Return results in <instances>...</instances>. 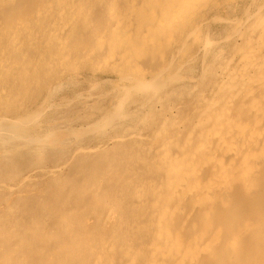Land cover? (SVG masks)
<instances>
[{"label":"rangeland","instance_id":"obj_1","mask_svg":"<svg viewBox=\"0 0 264 264\" xmlns=\"http://www.w3.org/2000/svg\"><path fill=\"white\" fill-rule=\"evenodd\" d=\"M198 1H200L199 3L203 2V0ZM167 2L173 4L174 0H150L148 5L139 4L141 0H118L117 6L120 11L124 14L129 12L132 17L130 18L131 26L122 32L114 31L107 35L108 26L111 23L110 11L113 8L110 0H104V2L103 0H0V123L20 114L22 118L31 122L38 118L40 125L36 129L30 130L31 134L37 136L36 139H38V144L35 143L34 148L31 146L29 150L26 148V151L22 148L14 149L11 145L0 146V264H125L134 252H139V257L133 264H175L179 252L186 243L190 241L194 245L195 239L199 240L198 237L209 236L216 232V237L200 255L202 264L204 261L205 264H217V262L222 264L223 262L224 264H256V261L262 256L259 261L264 264V156L259 163L260 169L256 179L239 177L234 180L230 188L225 185L216 188L210 193L206 202L201 201L192 210H190V206L193 205L194 199H188L187 203H183L185 209L170 213L166 208L170 206L171 202L173 203L175 197L170 194L169 188L165 184L163 185L162 179L167 164V161L164 160H166L168 152L159 150L153 152L157 145L154 144L155 146L152 147L150 140H147V137L149 135L152 137L154 131L157 130V123L160 119L155 118L160 117V110L154 109L155 111L149 112L143 109L137 110L136 107L131 106L135 112L133 109L128 110L127 108L128 117L131 118L129 122L131 125L134 124L131 126L130 133L137 135L136 141L131 139L130 143L119 142L117 137L122 134V131L117 129L115 134V131H111L116 140L106 142L98 150L94 149V145L99 140L97 138L98 132H100L99 128L102 129L103 125L100 124L99 119L106 108H111L108 99L116 91L113 88L116 86L118 75H129L132 78L136 76V72L128 64L124 65L117 74L109 72L107 67L101 65L108 52L109 48L107 47L112 42L116 51L130 50L140 57L137 66L144 67L140 68L141 70L149 72V74L156 71L162 63L158 57L162 52L170 50L165 37L177 33L186 21L181 17L173 24L163 28L164 32L161 35L158 23L160 20H165L164 18L170 14L169 11H164L162 8ZM238 3L235 6L227 7L228 10L216 8L214 14L217 16L218 14L226 16L241 14L243 12L241 9L246 4H243L245 3L243 0ZM51 5L52 7H50ZM74 6L78 7L74 8ZM36 8L37 10H35ZM45 8L47 9L45 10ZM59 8H64L63 22H66L67 25L55 32L58 33L60 41H49V44L43 47V57L46 56L44 63H37L36 58L39 54H37L36 46H39L40 42L46 41L47 34L50 32V22L53 23L58 18L56 16H58ZM52 9L53 12L50 11ZM225 11H227L226 14ZM143 13L145 14L143 15ZM211 15L214 16L213 12L208 11L197 15L196 18ZM151 16L153 17L151 18ZM139 25L147 27L153 33L156 32L154 47H147L134 34H131L132 28ZM206 27L213 37H216L215 39H219V36L221 37L226 30L221 28L224 26L219 28L216 23H211ZM17 30L20 32V38H25V43L21 42L17 45L12 41ZM29 31L32 32L29 33ZM98 33L100 34L98 35ZM99 37H103L107 43L97 45ZM26 39L33 41L26 43ZM224 46L227 49H224ZM228 47L225 44L214 46L212 52L217 54L215 63L228 56L230 50ZM153 52L155 53L153 54ZM219 56L222 58L220 59ZM90 57L92 61H89ZM28 60L30 61L28 62ZM75 60L77 61L74 62ZM47 63L52 65L49 66ZM198 65L199 62H195L188 73L199 74L200 65ZM105 68L107 71H104ZM93 69L95 71L100 69L102 73H108L102 75L99 71L97 78ZM194 69L196 70L194 71ZM92 70L93 72H90ZM82 73L84 76L81 75ZM78 74L80 75L78 76ZM110 80H113L114 83ZM179 86L182 90L188 87L185 83L177 85L180 89ZM50 90H52L51 105L46 108L41 106L40 118L38 117L39 112L35 114L38 110L37 106ZM106 94L109 96L107 97ZM134 96L137 99V94H133ZM189 103L191 105L192 102L188 99L184 101L185 108L177 112V120L186 116L185 110L190 107ZM143 117L146 122L151 121L150 125H141ZM41 121L42 123H40ZM48 124H52L54 129L51 127V130L46 132ZM151 126H154V129ZM262 126H264L263 123H260L259 127H261L264 138V127L262 128ZM145 127L149 130H146ZM188 127L189 125L184 123L178 128L179 130H171L170 133L176 136L172 138L171 135H168L167 139L176 143L183 141ZM61 130L63 131L61 132ZM63 132L66 134L62 135ZM56 133H60L62 137L57 136ZM70 134L71 136H67ZM92 134L97 135L92 137ZM64 135L65 138H63ZM150 136L148 138H151ZM57 137H61L62 140ZM138 142L141 145L147 144L141 146ZM59 143L66 146L63 147ZM87 145H89L88 148ZM91 146L93 147L91 148ZM133 146L134 148H130ZM148 146H151L152 152L142 151L144 147L148 148ZM76 147L86 151L76 153ZM102 150L105 153L104 156ZM10 151L13 153H9ZM201 156L202 153H198V157ZM57 165L62 169L55 172L53 167ZM209 170L210 165H207L203 176H206ZM142 185L147 187L144 189L145 196L140 198L136 190L140 189ZM112 199L117 203L112 217L108 218L105 209L110 203H113ZM207 203L213 205V213L209 216L206 215L203 208ZM219 207L224 208L223 211ZM217 221L218 224H215ZM242 223L243 225H245L244 223L248 224L250 230L247 231L246 239L243 242L245 247L242 245L241 250L245 249L247 245L259 244V249H261V252L258 253L259 256L257 253L255 255L241 254L238 247L231 246V236ZM213 224L216 226H212ZM220 234L224 235L226 239L222 238L223 236ZM167 239L170 241V247L167 246ZM105 241L113 243L115 253L113 259L104 258L94 262L95 256L92 250L99 249ZM150 244L156 247V251L152 254V260L149 262L146 250ZM229 250L231 251L228 252ZM237 252L241 255L237 256ZM62 256L64 259H61ZM178 264L193 263L185 258Z\"/></svg>","mask_w":264,"mask_h":264},{"label":"bare ground","instance_id":"obj_2","mask_svg":"<svg viewBox=\"0 0 264 264\" xmlns=\"http://www.w3.org/2000/svg\"><path fill=\"white\" fill-rule=\"evenodd\" d=\"M70 1H74V0H70ZM238 1H240V0H203V2L201 1L202 3H199L200 1H198V0H174L173 4H171L169 2L165 3L162 8L164 11H169L170 14L168 15L167 18H164L165 20L159 21L158 24H159L160 34L164 32L163 28H165L166 26H168L170 24H173L174 22H176V20L180 19L181 17L185 18L186 21L181 28L177 27V28H179L177 33L165 37L166 38L165 41L168 44L170 50L168 52H162L161 55L158 57L162 63L158 67V69L156 71H154L153 73H150V74H149V72L146 73L140 69V68H144V67H138L137 66L139 64L138 58H140L139 56L138 57L136 56L137 54H135L134 52H132L130 50H126V51L118 50V51H116L114 43H112V42L109 43V46L107 45L108 46L107 48H109L108 52H107L106 56L104 55L105 58L103 59L104 61L102 60L103 63L101 62V65L103 64L105 67H107L109 72L116 73V74L119 73L118 71L124 65L128 64L133 68V71L136 72V74H135L136 76L132 78L129 75H121V74L118 75L117 82L115 83L116 86H115V88H113L116 91L115 92L113 91L114 95L110 96L109 97L110 99H108V101L110 100L111 108H106L103 111V115L101 114L102 116L99 119L101 121L100 124H103V125L101 127L102 129L99 128L100 132H98L99 134L97 137L99 140L96 139L97 142L94 145V149L98 150L101 148L100 146H103L104 144H106V142H109L110 140H113V139L116 140V138H114L113 135L111 134L112 130L115 131L114 134L116 133L117 129L122 131V134L119 137H117V140L119 142H121V141L125 142L126 141V143H127V142H129V140L131 142V139H133V140L135 138L137 139V135H131V133H130L131 126L134 124L132 123V125H131L129 122L131 118L128 117L129 114L127 112V108H128V110L130 108L134 110V108L136 107L135 109H137V110L143 109V110H147L149 112L154 110V109L160 110L161 111L160 117L155 118V119H160V121L159 120H158L159 122L157 121L158 125L156 123H154V125L155 124L157 125V130L154 131V133L152 134V137L149 135L151 138H148L149 136L147 137V140H150V142L152 143V147L154 144H156L157 146L154 145L156 147L153 149L154 151L150 150L151 146H148V148H146L147 146L144 147L142 149V151H145V152L148 151V153H150L152 151L155 152L156 150L168 152V156L166 157V160H164L165 162L167 161L166 162L167 164L165 165V172L163 173L162 179H163V185L165 184L169 188L170 194L175 197L173 203L171 202L170 206L167 203L168 204L167 207L168 206L169 207L166 209L170 213L174 212V211H179V210L185 209L183 203L186 202L188 199H194L193 205L191 204L192 206H190V210H192L194 207L197 206L198 203H201V201L206 202V200L210 196V193L212 191H214L216 188L221 187L222 185H225V186L230 188L232 186L234 180L239 178V177H246L248 179H252V177H253L254 179H256V176L259 173V169H260L259 163L261 162V160L263 159V156H264V138L262 136L261 127H259L260 123H263V125H264V122H262V120H264V0H243V1H245V3H243V4H246V5H245V7H243L244 9L243 8L241 9V10H243V12L241 14H232L229 16H226L224 14L223 15L218 14V16H217L216 14H214V12L216 11L215 10L216 8L218 10L219 9L222 10L223 8H226V10H228L227 7L235 6L238 3ZM81 2H83V1H81ZM103 2H104V0H103ZM117 2H118V0H110V3L113 4L112 5L113 8L110 11L111 23L108 26L107 35H109L110 33L114 32V31L122 32L123 30H125V29L129 28V26H131L130 18H132V17H130V13L125 12V14H124V12H121L120 8L117 6ZM45 3H47V2H45ZM63 4H65V3H63ZM139 4H147L148 5V4H150V0H141V3H139ZM50 7H52V5ZM77 7L74 6V8H77ZM88 7H90V6H88ZM37 8L35 10H37ZM46 9L47 8H45V10ZM63 9L59 8L58 14H57L58 16H56L58 18L56 19L55 22H53V23L50 22L51 23V27H49L50 32L47 34L48 36H47L46 41L40 42L41 44L39 46H36L37 52H38L37 54H39V55H37L38 57L36 58L37 63L43 62L44 57L46 58V56L43 57L44 52L42 53V51L44 49L43 47H45L49 44L48 43L49 41H53V40L60 41L58 39V33L56 34L55 32H57V30H59V29H63V27L67 25L66 22H63V14H64ZM148 9L150 10V8H148ZM154 9H155V7H154ZM68 10H69V8H68ZM76 10H78V9H76ZM230 10H231V8H230ZM236 10H238V9H236ZM50 11L53 12V9ZM208 11H210V13L213 12L214 16L211 15V16H207L204 18H199V19L196 18L197 15L199 16L202 13H206ZM37 12H39V11H37ZM72 12L74 13V10ZM158 12H160V11H158ZM226 12L227 11H225L224 13L226 14ZM221 13H222V11H221ZM144 14L145 13H143V15ZM72 15H75V14H72ZM75 16H77V15H75ZM80 16H82V15H80ZM64 17H66V16H64ZM152 17L153 16H151V18ZM70 18H71V16H70ZM80 18H78V19L80 20ZM66 20H68V19H66ZM64 23H66V24H64ZM73 23H75V22L73 21ZM211 23L218 24L219 28L221 26H224L221 28L226 29L225 32L223 31L224 34L222 32L223 35L221 37L219 36V39H215L216 37L214 38L213 34L208 29H206L207 28L206 26L210 25ZM31 24H32V22L30 23V27H31ZM75 24H77V23H75ZM48 26H50V25H48ZM214 27L216 28L215 25H214ZM43 29H44V27H43ZM132 29H131L132 30L131 34H134V36L136 38H138L142 43H144L147 47H154L155 46V42H156V38H155L156 32L155 31L153 33L150 29H148L147 27H143L142 25H139V26L132 28ZM26 30H28V29H26ZM213 30L214 29L212 28V31ZM31 32L29 31V33H31ZM175 32H176V30H175ZM99 34L100 33H98V35ZM31 37H33V36H31ZM28 39H26V43H30L33 41L32 39H30V40H28ZM12 41L17 43V45H18V43H21V42L25 43V38H23V37L20 38V32L18 31L17 34H15L13 36ZM61 41H64V40H61ZM58 43H60V42H58ZM105 43H107V42H105V39L103 37H99L97 39V45L98 44H105ZM219 44L220 45L225 44V45L229 46L230 50H229V54L226 58L224 57L222 60H220V61L218 60V62L215 63V59L217 57V54L213 53L212 51H213L214 46L217 45V47H218ZM225 47L226 46H224L223 48L227 49ZM229 47H228V49H229ZM166 50H168V49H166ZM1 52H2V50H1ZM34 52H35V50H34ZM91 52L92 51H90V53ZM154 53L155 52H153V54ZM84 54H87V53H84ZM218 54H219V52H218ZM84 56H83V59L86 57V56L85 57ZM32 58H33V56H32ZM219 58L221 59L222 57L219 56ZM86 59H85V61H86ZM89 59H90L89 61H92L91 57ZM31 60H33V59H31ZM29 61L30 60H28V62ZM76 61L77 60H75L74 62H76ZM78 61H80V60H78ZM197 61L199 62V65H200V70H199L200 72L198 71L199 74L188 73V70H190L191 67L193 66V64ZM83 62H84V60H83ZM49 63H51V62H49ZM69 64H68V66H69ZM74 64H77V63H74ZM36 65H38V64H36ZM50 65H52V64H50ZM81 66H83V65H81ZM97 67H98V65H97ZM49 68L48 69L46 68V69L49 70ZM101 69H103V68H101ZM93 70L90 72H93ZM105 70H106V68L104 69V71ZM195 70L196 69H194V71ZM99 71H100V69L95 71L94 75H96V77H97ZM103 74H105V73H102V75ZM79 75L80 74H78V76ZM81 75H83V73ZM98 77H99V75H98ZM111 81L114 83L113 80H110V82ZM180 83H185V84H187L188 87H186V89L182 90L181 87L179 86L180 87V89H179L177 87V85H179ZM94 87H95V84H94ZM202 87H204V88H202ZM101 93H103V92L101 91ZM133 94H137V99H135L136 96L133 97ZM100 96H102V95H100ZM106 96L108 97L109 95L106 94ZM51 97H52V90H50L45 96H43L42 102H39V106H37L38 110L35 112V114H37L39 112L38 117H40V115L42 113V112L40 113V111H39V110H41V106H44L46 108L47 106L51 105L50 104L51 100H52ZM98 97H99V95H98ZM186 99L190 100V102H192V103H191V105L189 103V105H190L189 108L186 107L187 109L186 110L184 109L186 111V116H184L181 120H177V118H178L176 116L177 112L180 109L185 108L184 105L186 103L184 104V101ZM131 106H133L134 108H132ZM186 106H188V105H186ZM22 110H20L21 113H22ZM28 111H30V110H28ZM17 115L14 116L13 119H9L7 121H1V123H0V146L6 147V146L11 145L14 147V149L15 148H22L23 150H26V148H27V150H29L30 147L31 146L33 147L35 145V143H37V141H38V139H36L37 136H34V134L32 135L30 130L36 129V127H38L39 119L37 118L36 120L31 122L28 119L22 118V116H20V114H17ZM47 115L48 114H46V116ZM144 116H146V115H144ZM158 116H156V117H158ZM148 117L150 118V116H148ZM154 117H155V115H154ZM143 118L141 119V125H143V126H145L147 124L150 125L151 121H149V123H148V122H146L145 117H143ZM43 119L45 120V118H43ZM48 120H49V118L47 119V121ZM42 121L40 123H42ZM184 123H187L189 125V127H188L189 129H188V131L186 130L187 134L185 135L183 141L177 142V143L174 141H169V139H167V137H169L168 135H171L172 138H174L176 136V135L174 136L173 134H171L170 131L173 129L179 130L178 128H180ZM58 124H59V122H58ZM51 125L52 124L47 125L46 132H49L51 130V127H52ZM98 125H99V122H98ZM139 127H141V126H139ZM152 127L154 129V126H151V128ZM263 127L264 126H262V128ZM145 128H146V130L147 129L149 130V128H147V127H145ZM43 130H45V129H43ZM55 130H57V129H55ZM58 130H59V128H58ZM63 130H61V132ZM65 130H66V128H65ZM37 131H38V129H37ZM39 131H40V129H39ZM126 132H128V133H126ZM140 132H141V128H140ZM93 133H95V132H93ZM41 134H42V132H41ZM56 134H58L57 136H61V134L62 135L66 134V132H63L61 134L60 133H56ZM73 134H75V133H73ZM105 134H106V136H105ZM95 135H97V134H94V135L92 134V137H96ZM67 136H71V134L67 135ZM133 136H135V137H133ZM46 137H45V139H46ZM61 137L60 138L57 137V138L61 139ZM65 137L66 136L64 135L63 138H65ZM54 139H55V137H54ZM101 139H103V140H101ZM136 139H135V141H136ZM69 140L71 141L72 139H69ZM150 142H149V144H151ZM53 144H55V143H53ZM146 144H143V145H146ZM57 145H55L56 146L55 148H57ZM139 145H141V144L139 143ZM143 145H141V146H143ZM46 146H47V144H46ZM61 146H63V145H61ZM64 146H66V145H64ZM88 146L89 145H87V148H88ZM92 147L93 146H91V148ZM130 148H134V146L130 147ZM141 148H139V149L141 150ZM40 149H41V147H40ZM39 151H41V150H39ZM79 151H86V150H82L80 148L77 149V147H76L75 152L79 153ZM13 152H15V151L13 150ZM13 152L10 151L9 153H13ZM121 152H123V151H121ZM102 153H103V150H102ZM198 153H202V156L198 157ZM104 154L105 153H103L102 155L104 156ZM59 165L53 167L55 172H58L59 170L62 169V167ZM207 165H210V170L206 176L204 175L205 176L204 177L203 171ZM135 187L138 188V186H135ZM146 187L147 186L142 185L140 187V189L136 190L137 191L136 193L140 198L145 196L144 193H146V192L144 189ZM117 191L119 192V190H117ZM128 192H129V190H128ZM130 193H131V191H130ZM123 194H120V195L122 196ZM111 195L113 196V194H111ZM129 195H127V196H129ZM110 198H112V197H110ZM114 199H116V198H114ZM118 200H119V198H118ZM116 203H117L116 200L115 201L113 200V203H110L106 209L104 207L105 211L107 210L108 218L112 217L113 212L115 210L114 207H115ZM212 206L213 205H211L210 203H207L206 206L203 207L206 215L209 216L211 213H213ZM223 209H221V210L223 211ZM230 209H231V207H230ZM224 215H225V213H224ZM213 218H215V217H213ZM214 220H216V219H214ZM255 220H256V218H255ZM210 224H211V222H210ZM215 224H218V221ZM215 224H213L212 226H214ZM244 224L245 225H243V223H242V225L239 228H236V230L234 231V233L230 239L231 246L238 247L240 250H241L242 245L245 247V245H244L245 243H243V242L246 239L247 231L250 230V226L246 223H244ZM235 227H233V228H235ZM213 228L215 229V227H213ZM216 233H212L209 236L203 235L201 237H198L199 240L195 239L194 245H192L190 241L188 243H186V245L182 248L181 252H179L178 258L176 259L175 264H178L179 261H181L182 259H185V258L189 259L191 261V263H193V264H202V262H200L201 261L200 255L202 254V252L205 249H207L209 247V244L216 237V235H217ZM222 234H224V233H222ZM222 234H220V235H222ZM222 236H220V237L225 238L224 235H222ZM169 242L170 241L168 240L167 246L170 247L171 244ZM224 243H225V241H224ZM219 244L221 245V242H219ZM217 245H218V243H217ZM224 245H223V247H224ZM229 247L230 246H228V248ZM259 248H260L259 244H252V245L250 244V245H247V247L245 249H242L243 251L241 250V254L247 255L249 253V254L255 255L256 253L258 254L259 252H261V249H259ZM236 249H234V250H236ZM155 251H156V247L154 245L150 244V246L147 247L146 254L148 256L149 262H150V260H152V254ZM230 251L231 250H229L228 252H230ZM92 252L94 253V256H95L94 262H97V261L104 259V258L107 260H112L114 257V254H115L113 243L111 241L103 242L101 244V246L99 247V249H97V250L93 249ZM238 252H237V256H240L241 254H239ZM219 253H221V252H219ZM227 254H229V253H227ZM258 256H259V254H258ZM138 257H139V252H134L130 256V259L128 261H126L125 264H133V262ZM220 257H222V256H220ZM62 258H63V256L61 257V259ZM260 259H258V261H256V264H261V262L259 261ZM204 262H203V264H205ZM217 264H222V263L217 262ZM223 264H224V262H223Z\"/></svg>","mask_w":264,"mask_h":264}]
</instances>
